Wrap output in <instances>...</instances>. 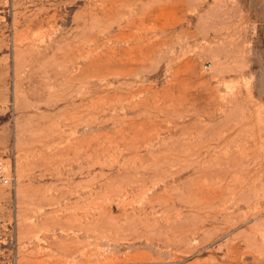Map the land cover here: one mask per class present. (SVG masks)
<instances>
[{
  "label": "rangeland",
  "instance_id": "1",
  "mask_svg": "<svg viewBox=\"0 0 264 264\" xmlns=\"http://www.w3.org/2000/svg\"><path fill=\"white\" fill-rule=\"evenodd\" d=\"M0 264H264V0H0Z\"/></svg>",
  "mask_w": 264,
  "mask_h": 264
},
{
  "label": "built area",
  "instance_id": "2",
  "mask_svg": "<svg viewBox=\"0 0 264 264\" xmlns=\"http://www.w3.org/2000/svg\"><path fill=\"white\" fill-rule=\"evenodd\" d=\"M12 174L8 173L4 167V162L0 157V183L2 184H11L13 180Z\"/></svg>",
  "mask_w": 264,
  "mask_h": 264
}]
</instances>
